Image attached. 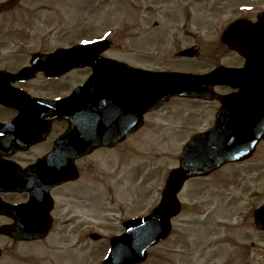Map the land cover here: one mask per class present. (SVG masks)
Returning <instances> with one entry per match:
<instances>
[{"label": "flooded vegetation", "instance_id": "1", "mask_svg": "<svg viewBox=\"0 0 264 264\" xmlns=\"http://www.w3.org/2000/svg\"><path fill=\"white\" fill-rule=\"evenodd\" d=\"M58 6L63 8L62 4L56 0H0V264H18L19 261L32 264H58L57 259L26 257L20 252L23 246L34 247V245L44 244L51 245L53 249H62L68 243H72L69 248L75 245L76 249L83 242V234L93 243L105 241L104 236L99 241L91 239V235L95 232L85 231L83 226L88 223H84L82 217L92 214L96 216L108 197L113 206L114 215L119 216V220L116 221L118 227L114 228L123 229L117 234L124 231L126 222L132 218L146 215V196L144 191L140 193L144 188H138L139 184H136V170L144 169V167L138 165L134 168L132 176L134 178H130L128 171L125 170L129 169L131 161L126 163L122 160L129 155L133 160L145 153L147 131H157L160 128L157 121L173 119L177 114L175 109L178 108H170V101L160 109L146 113L142 123L126 134L123 139L113 144L98 146L87 155L76 157L73 170L69 172L72 176L69 178L66 177L68 174L66 170L61 173L59 170L51 169L55 165L50 160L47 161L48 156L54 150L57 140L69 131L72 116L66 114L67 116L63 118L52 119L49 114L45 119L42 117L38 124L49 125V128L47 131L40 132L38 141L35 142V113L42 110V108L37 109L35 104L69 96L74 89L88 80L92 69L75 68L64 75L47 76L46 70L60 71L63 64L66 66V60L60 58L53 66L39 68L29 79L13 80L6 74H16L24 68H33L32 62L37 58L74 45L66 43L64 20L56 15ZM236 8L237 16L228 23H224L219 27L220 29L218 28L216 38H209L210 42L217 43L218 53L211 52L223 59L219 66L235 69L236 76L234 80L225 77L224 84L217 85L213 89L222 96L237 93L236 105L231 109L238 113V115L232 114L236 118L261 119L258 117L261 108L254 104L256 100L254 95L264 92V18H260V15L264 14V2L239 0ZM186 9L188 7H184L182 13ZM50 11L53 14H50ZM10 13H16L20 17L7 16ZM188 16L189 13L187 18ZM235 21L239 24L233 33L227 34L229 25ZM182 27L185 28L184 38L190 39V43L184 48H191L196 52L199 61L209 58V46L194 41V31L190 30L187 22L180 24L178 29ZM215 31L217 30L214 28L212 32ZM176 70L195 72L182 68ZM72 77H76L73 82H71ZM232 80L235 88L229 84ZM96 85L94 90L90 91L92 94L102 87L98 82ZM64 87L67 89L62 92ZM44 89L49 91L43 92ZM50 89L53 90L52 94ZM55 92L58 93L54 94ZM87 99L88 97H78L76 101L74 119L81 133L86 126L87 116L92 117L95 111L105 112L103 108L92 107V100L89 103ZM173 100L179 103L189 101ZM191 101L194 104L187 107V110L190 109L189 111L192 112L188 116V122L191 123L198 117L204 118L203 108H207L208 122L205 128L193 131L189 138L212 129L216 124L218 112L224 106L222 100L193 99ZM86 102L88 103L83 105ZM47 110L52 113L51 109ZM20 114L22 117H27L25 122L17 129H9L8 125ZM42 115L44 114L38 117ZM232 115L225 114V119H230ZM129 126L127 123L120 124L118 128ZM98 153H101L103 160L106 159L105 162L92 160ZM109 159L111 164H106ZM102 164L111 166V171L109 167L105 168ZM61 166L58 165L56 168ZM225 168L238 170V173L230 177L234 183L239 184L245 181V185L249 184L251 179L248 180L244 174L251 178L253 171H257V174L264 178V133L253 152L245 159L227 163L208 176L193 178L189 182L218 175L219 184L226 185L229 179L225 176L219 180L220 172ZM128 180L132 181L134 187L128 186L129 182L126 183ZM263 187L255 188L256 195ZM157 192L158 199L154 206H157L162 199V188L160 187ZM131 196L133 199L130 198ZM102 207L104 209L105 206ZM102 211L105 212V210ZM174 228L173 225L171 236ZM35 231L46 234L36 240L18 237L19 233ZM112 237L108 238V243ZM92 260L95 264H100L103 258L83 259L82 256H76L64 261L69 264H90L87 262Z\"/></svg>", "mask_w": 264, "mask_h": 264}, {"label": "rangeland", "instance_id": "2", "mask_svg": "<svg viewBox=\"0 0 264 264\" xmlns=\"http://www.w3.org/2000/svg\"><path fill=\"white\" fill-rule=\"evenodd\" d=\"M56 1L63 6L56 7V15L64 20L68 45L81 38L109 36L113 45L107 55L122 62L155 70L189 68L199 72L212 70L223 62L219 55L211 52L218 53L217 43L210 42L209 38H216L218 28L237 16L236 7L239 5V0ZM182 7L188 9L182 13ZM50 14L53 12L50 11ZM7 16L20 17L16 13ZM184 22L194 31V41L209 46V58L199 61L178 57L180 49L190 43L189 38H184L185 28L178 29ZM214 28L217 31L213 33ZM74 79L76 77H72L71 82ZM66 89L62 88V92ZM47 91L49 89L43 92ZM170 102V108H178L175 109L176 116L170 120L157 121L160 125L157 131H147L145 153L133 160L131 155L122 160L126 163L131 161L129 169L125 170L130 178H134V168L138 165L144 167L136 170V184H139L138 188H145L140 193H145L148 211L158 199V189L165 186L167 171L179 165L180 151L190 134L205 128L208 122L207 108L202 110L204 118L198 117L189 123L188 116L192 112L187 107L192 106L193 101L189 100L182 107L178 106L177 101ZM101 157V153H98L92 160L105 162L106 159ZM109 161L106 164H111ZM102 166L109 167L111 171V166ZM236 173V168H225L220 172L219 180L222 176L229 179L226 185L219 184L218 175L188 181L179 195L183 207L174 221L173 235L150 251V259L146 264H264V232L255 228L253 219V209L264 202V178L253 171L251 178L244 174L248 180L251 179L249 184L245 185V181L238 184L230 179ZM128 182L130 188L134 187L132 181ZM258 187L263 188L256 195L255 188ZM130 198L133 199L132 196ZM102 206H105L104 209ZM82 219L88 223L83 226L85 231L101 234L106 240L93 243L83 234V242L76 249L75 245L69 248L72 243L62 249L40 244L34 247L23 246L20 252L26 257L57 259L58 264H69L68 258L76 256H82L83 259L101 258L108 245V238L123 230L114 228L118 227L116 221L119 216L114 215L109 197L102 203L96 216L84 215ZM87 263L95 264L94 260ZM18 264L32 263L19 261Z\"/></svg>", "mask_w": 264, "mask_h": 264}, {"label": "water", "instance_id": "3", "mask_svg": "<svg viewBox=\"0 0 264 264\" xmlns=\"http://www.w3.org/2000/svg\"><path fill=\"white\" fill-rule=\"evenodd\" d=\"M100 44L102 48H94V46ZM107 48L108 42L98 41L80 45L67 51V54L71 56L76 51L81 52V59H85V62H78L76 65L89 64L96 67L98 63L92 60V56L94 55L92 51L99 52ZM188 56H192V54L188 53ZM76 65L73 63L70 67ZM105 65L109 68L110 72L107 74L110 77L115 75L116 82L123 81L125 83L123 86H125L124 90L127 92L125 96L126 102H130L132 106L142 108V114L145 111L160 107L164 101L172 96L208 99L220 98L214 93L211 94L207 89L208 85L219 83L220 68L206 75H193L171 72H149L135 69L119 62H111V64ZM27 73V71H23L22 74L27 75ZM121 76H124V78L117 79ZM56 111V113L52 112L51 117H59L65 114V111L62 112L61 109H57ZM222 113H219L221 117ZM219 119L221 118L219 117ZM35 122L37 123V120ZM76 129L77 127L73 123L69 135L57 144L54 152L47 159V161L50 160L52 163L53 158L62 152L65 147L68 148L69 141L78 135L79 137H75L74 139V145L68 150L67 155H70L65 160V164H61L62 166L60 167L67 172L73 170L72 163L77 156L87 153L96 146L108 144L117 139V137L106 138V136H110L111 134L102 136L100 131L87 133L83 130V133L78 132L76 134ZM235 134L237 133L233 130L221 132L220 129L215 128L209 133L195 136L184 149L180 168L174 170L169 176L163 193L162 203L149 216L128 223L126 233L112 241L113 248L111 254L104 264L142 263L147 257L148 248L169 235L171 219L180 212V205L176 196L182 189L185 181L193 176L206 175L225 162L246 156V151L243 150V147H239L241 145L240 137ZM255 220L256 227L259 230H264V206L256 211ZM33 234H29V236L31 237ZM23 236L29 238L27 237L28 235Z\"/></svg>", "mask_w": 264, "mask_h": 264}]
</instances>
